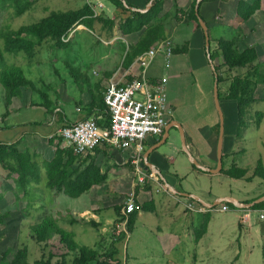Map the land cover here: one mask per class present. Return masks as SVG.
Returning a JSON list of instances; mask_svg holds the SVG:
<instances>
[{"label":"crops","instance_id":"obj_1","mask_svg":"<svg viewBox=\"0 0 264 264\" xmlns=\"http://www.w3.org/2000/svg\"><path fill=\"white\" fill-rule=\"evenodd\" d=\"M193 1L194 0H176L174 2L173 0H165L163 2V10L160 16L164 13H169V17L167 19V36L171 38L174 46L182 47V49L179 52L172 53L170 66L166 68L169 74L163 72L162 68H165L163 65V56L158 55L148 68V76L149 78H155L156 80H159L163 76L167 77L165 88L170 108V116H168L167 123L172 120L178 122L182 127L186 146L192 156L201 165L210 169H216V145L218 138L217 132H219V114L213 99L214 76L206 56L205 38L202 28L200 30L194 27V25L187 18V13ZM96 2L103 3V0H92V3L95 4ZM126 2L127 4L129 3L130 6L136 8H144L147 4L145 0H126ZM200 2L198 11L200 17L207 25L209 50H214L216 48L217 40L219 38H225L219 33L218 28L230 26V19L235 16V6L237 0H201ZM107 9L108 14H106L107 12L105 11L106 13H104V15L109 18H114L117 13L115 7L111 5V7ZM260 10H262V6L258 11ZM175 14L179 16V18H175ZM253 18L255 21V14ZM79 26L84 27L83 25ZM255 26H257L256 21ZM115 32L117 33L116 30ZM139 35L140 33L130 34L125 37L117 35V37L115 36L114 38L115 40L113 39L112 41L107 42V44H112L116 41V39H119L123 42L122 50L126 51L129 44L134 43L138 39ZM211 42L213 43V49L211 47ZM136 69L137 65L134 64L131 67V70L136 73ZM194 71L200 78L199 82L194 79L195 76H190V74ZM125 72L126 67L122 65V60L119 67L115 71L111 73L105 72L102 78H99V82L94 84V87L88 88V94L80 96L78 101L75 102L74 111L79 114H76L73 119H69L66 114L63 113L62 109L59 107V103H57V107L53 112H46L44 107L41 105V103L44 102L42 95L32 101L28 98L29 95L31 96V92L29 91L25 92V97L23 96L13 99L12 103L9 105V114L5 118H2L1 116L5 111V106L3 103V91L0 86V92L2 91V97H0V143L15 144L16 148L20 152L29 151L32 155V159L39 166L40 174L42 172L40 171L42 163L44 164V162L49 161L54 155V146L50 144L49 139L56 135L57 129L60 126H63L61 124L65 123L58 121V112L62 111V116L65 120L69 121V123L86 118V107L91 99V91L97 94V90L99 91L98 88H100L103 94L111 80L124 82L125 79H130V75L125 76ZM193 84H196L195 87H199V93L197 95H193L190 103V105L195 109L192 110L191 115H188L187 111H184L182 119H179L178 109H181L184 104L180 102L182 96L179 87L182 86L183 97H187L189 87ZM219 101L223 113L224 125L222 160L224 162V159H226L224 165L225 168H227L230 162L233 135L230 134V131H227L225 127L227 123H230L233 106L230 105V99H221ZM77 108H80V110L77 111ZM99 113H101V110L95 108L90 116H94ZM172 127L169 129V135L168 138H166V142L153 149L147 156L148 162L154 167V169L148 168V170L153 172L158 177V182L148 180L142 184L136 183L133 166L130 161L127 160L128 152L122 149L110 148L108 153L112 156L104 165H102V171L107 174L106 180L99 185L92 186V188L87 191L88 194H93L99 189H102L105 196H102L103 194L101 196L104 198L103 200L106 201L105 204L107 205L109 203L107 200L109 199H107L106 195L113 194L111 198L115 199L114 202H116L118 197L123 194L127 197L130 193H134V199L137 204V208L134 211V226L130 232H127L124 242L128 238L129 234L133 232L134 228L139 225L147 228L148 231L151 233L153 232V234H157L158 236L161 234L164 236L167 244V252L174 251L177 244L184 242V239H188V241L191 240L195 244L194 250H197V252L201 254L202 251L206 249L205 243L208 241L212 243L214 236H220L223 232H227L226 243H230L232 239H240V229L241 232L242 230H246L248 233L249 231H254L255 228L253 227V222H251V214L255 213L258 225H260L264 222V219L259 220V212L264 209H249V216L245 220H242V215L247 211L245 208L237 206L232 207L228 205L227 210H219L222 203L228 201H222L215 206H211V204L220 201L222 198L231 197L239 203H245V200L251 198H236L230 194V191L227 194L218 195L208 191L205 194H200L183 188L182 178H185V176L190 174H197V177L204 178L219 177L220 175L226 174L220 170L215 172L203 171L196 168L189 161L187 154L182 151V147L174 141H170L172 146V148H170L167 141ZM163 135L164 132L161 136H148L144 141L143 154L149 148L160 142ZM166 148L171 149V151H167ZM92 154H94V152ZM108 167H110L109 170L106 169ZM7 174V171L0 165V214L12 209L15 203L14 198L10 197L13 193L7 183L9 181L12 182V180L16 181V176L14 174L10 176ZM38 181L31 182L30 186H33V183L38 184ZM159 183L164 184L168 188L169 192L162 190ZM172 189L177 191V193H175ZM21 193L25 197L26 192L23 190ZM11 201H13V203L9 205ZM150 201L152 204L151 210H143L140 208L139 204ZM190 202H192L193 206L201 207L204 210H189L186 208V204ZM122 205L123 202L121 207ZM83 211L86 212L88 210L85 209ZM215 212L223 213V218L219 219V217H215L213 215ZM228 213H230L234 219L230 218V214L227 217ZM119 220L120 216H118L114 211V217H107L105 219V225L109 226L112 230L114 224ZM141 220H145V223H140ZM204 223H206L205 232L198 235V231L202 228ZM230 226H232V229L234 228L231 231L233 235L231 240L229 238ZM3 227H6V225ZM112 234H114V232ZM218 241L219 240L217 238L216 244ZM217 248L219 251L218 245ZM192 258L194 262L191 261L190 258V263L196 264L197 259H201V255L196 256L195 254ZM125 264H127L126 261Z\"/></svg>","mask_w":264,"mask_h":264},{"label":"rangeland","instance_id":"obj_2","mask_svg":"<svg viewBox=\"0 0 264 264\" xmlns=\"http://www.w3.org/2000/svg\"><path fill=\"white\" fill-rule=\"evenodd\" d=\"M83 2H86V0H35L29 9L16 16L10 1L4 0L2 3L0 0V28L8 26L10 29H16L21 25L39 21L50 10L77 9L82 6ZM103 4L102 10L104 11H101L100 14L106 13L107 8L112 5L108 0H103ZM255 21L257 22L255 30L247 32V27L242 28L241 23L234 16L230 19L229 27L218 28L219 33L225 39H231L234 36H238L240 39L243 38V42L239 43L240 48L254 44H259L264 48V0H262V10L255 13ZM99 26L100 24L95 25V31L77 26L75 28L77 30L74 29L75 31L69 37L71 40L70 46L65 49H53L50 47L49 42H44L38 47L37 54L31 60L24 58L22 54L15 56L4 53L6 63L20 66L26 77L37 88V91H29L31 92V96H28L29 99L34 101L36 98L41 97L40 92H44L48 94L54 104L59 103V107L69 119H73L76 114H79L74 111V105L78 98L88 94V88L94 87V84L99 82V78L101 79L105 72L115 71L125 53L122 50L123 42L119 39H116L112 44H107L115 36L117 37L115 29L112 37H108L106 30H102ZM240 29H243L242 32ZM241 33H244L245 36L242 37L243 34ZM1 44L2 41H0ZM211 47L213 49L212 42ZM219 62H221L220 59ZM70 67L81 72L82 75H76L74 72L72 74ZM262 68L264 69V66ZM162 70L164 73L169 74L166 68H162ZM245 70V68H242L229 72L221 67L222 75L227 78V81L220 84L222 91H225L232 76ZM190 76H195L194 79L197 82L200 81L195 71ZM195 85L189 87L187 97H183L182 86L179 87L182 96L180 102L184 103L183 107L178 109L179 119H182L184 111L191 115L192 110L195 109L190 105L193 95L199 93V87H195ZM257 91L260 95L263 93L261 88H258ZM24 95L25 92L23 91L20 97ZM0 97H2V91ZM230 105L233 106V113L230 117V123H227L225 127L233 135L228 165L234 162L238 167L247 169L246 175L251 176L258 161L264 166V100L251 104L248 109L250 124L241 132L239 137L234 136L236 130L235 101L230 100ZM256 112L262 113L258 125L256 124ZM170 141H174L181 146V133L178 127H172L170 130L167 143L172 148ZM167 151H171V149L168 148ZM109 168L106 169L109 170ZM40 171L42 172L39 174L38 184L33 183V186H27L25 197L21 193L23 188L18 187L16 181L12 180V182L7 183L13 193L10 197L15 200L13 206L21 209V211H27V213L19 219L15 218L6 227L0 226V260L1 253L7 247L15 251L18 247L27 246L30 264L39 259L42 253L46 255L48 250L55 254L64 252L63 247L57 240H51L50 245L43 248V244L37 243L31 236L30 226L43 217L50 215L58 220L61 227L75 234L74 238L78 244L90 246L100 252L109 248L114 239V234H112L114 226L111 230L109 226L105 225V219L114 217V204H122L126 195L123 194L118 197L116 202H114L115 199L111 198L113 194L106 195L109 199L107 205L102 197L105 196L102 189L93 194L85 192L76 198L62 193L56 194L46 184L47 178L43 163L40 166ZM182 186L187 190L200 194H205L208 191L218 195L227 194L230 191V194L236 198H254L264 194V179L258 176L253 177L250 181H245L226 175L204 178L197 177V174H190L182 178ZM12 203L13 201L9 205ZM85 209L88 211L84 212ZM229 214H227V217ZM70 215L86 220H94L97 226L92 225L90 222L69 224ZM213 215L219 217V219L224 216L223 213L219 212H215ZM230 218L234 219L231 214ZM251 222H253L254 231L248 233L246 230L241 232L240 229V239L235 238L233 240L231 231L234 228L232 229V226H230L229 238L232 239L230 243H226L227 232H223L220 236H214L212 243L206 242V249L201 254L194 250L195 244L191 240L188 241V239H184V242L177 244L174 251L167 252L164 236L153 234L147 228L137 225L125 242L124 240L119 242V258L121 264H125V261L127 264H191L190 260L194 262L192 257L196 254V256L201 255V259H197L196 264H264V222L258 225L255 213L251 214ZM140 223H145V220H141ZM217 238L219 241L216 244ZM72 257L73 254H69L68 263ZM0 264H2V261H0Z\"/></svg>","mask_w":264,"mask_h":264},{"label":"trees","instance_id":"obj_3","mask_svg":"<svg viewBox=\"0 0 264 264\" xmlns=\"http://www.w3.org/2000/svg\"><path fill=\"white\" fill-rule=\"evenodd\" d=\"M1 1L3 3L4 0ZM9 1L13 6L14 14L18 16L29 9L35 0ZM108 1L117 11L114 18H109L104 14L94 16L92 8L84 2L77 9L65 11L50 10L39 21L21 25L16 29H10L8 26L0 28V41H2L0 45V86L3 91V103L5 106L2 118H5L9 114V105L12 103V100L19 98L23 91H37L33 82L26 77L20 66L6 63L4 53H10L15 56L22 54L24 58L31 60L37 54L38 47L44 42H49L50 47L53 49H65L71 43L70 38L65 39L77 26L83 25L85 28L95 31V25L100 24L99 27L102 30H106L108 37H112L114 29L120 37L140 33L138 39L134 43L129 44L123 56L122 65L127 68L139 54L155 46L159 40L167 36L169 13H164L160 16L165 0H145L146 3L151 1V7L146 12L132 11L125 7L121 0ZM173 1L175 2L176 0ZM194 5L195 0L190 6L187 18L194 27L201 30ZM261 6V0H237L235 19L241 23L242 28L247 27V32L255 30L256 26L253 16L261 9ZM175 18H179V16L175 14ZM241 34H243L242 37L245 36L244 33ZM241 42H243V38L240 39L238 36H234L231 39L219 38L216 42V48L210 51V57L218 77L219 100L230 99L235 101V137H239L241 132L250 124L248 109L251 104L264 100V69L262 68L264 66V48L259 44L240 48L239 43ZM181 49L182 47L174 46L172 43V51L174 53L179 52ZM219 59L221 60L220 63ZM221 67H224L229 72L242 68L246 70L232 76L227 88L225 91H222L220 84L227 81V78L222 75L220 71ZM70 68L72 74L74 72L76 75H82L76 69ZM150 81L155 83L157 80L150 78ZM258 88L262 89L263 93L261 95L257 91ZM98 89L97 94L93 91L90 93L91 99L86 107L85 117H89L95 108L100 109L102 119L98 123L101 127H106L109 125L110 117L103 101L102 91L100 88ZM40 94L44 99L41 105L45 111L48 113L53 112L57 107L56 104L48 97V94L44 92H40ZM256 115V124L258 125L262 113L256 112ZM58 116V121L65 122L61 125L69 124V121L65 120L62 116V111L58 112ZM56 139L57 141H55ZM49 142L54 146V155L49 161L44 162L43 165L47 178L46 184L55 193H62L76 198L89 191L92 186L99 185L106 180L107 174L102 171V165L112 156L108 153L110 148L107 144L96 146L94 154L84 156L75 153L70 147H62V138L60 136L54 135L49 139ZM0 165L7 171V175L14 174L16 176L18 187L23 188L24 192H26L27 186L31 182L38 181V164L32 159L29 151L20 152L15 144L0 143ZM220 171L232 178L244 179L246 181H250L255 176L264 179V166L260 161L257 162L251 176L246 175L247 169L238 167L234 162H231L225 168L223 160ZM259 196L247 199L244 202L248 203ZM225 203L234 207L229 202ZM139 206L143 210H151L152 208L151 201L141 203ZM113 208L115 213L123 218L121 203L114 204ZM249 209H264V201L254 204ZM26 213L27 211H21V209L13 206L9 211L0 214V226H5L15 218L19 219ZM134 220L135 212H132L129 214L126 222L128 232L133 229ZM68 222L69 224L90 222L92 225L97 226L94 220H86L74 217L73 215L69 216ZM205 228L206 223L202 225V228L198 231V235L204 233ZM30 230L33 239L37 243L43 244V248L48 247L51 240H57L64 249V252L60 254H55L48 250L46 255L42 253L41 257L35 260L33 264H121L118 244L124 240V232L119 234L114 233L115 237L110 247L100 252L98 249L90 246L78 244L74 238L75 234L61 227L58 224V220L51 215L45 216L40 221L32 224ZM69 254H73V257L68 263L67 258ZM0 261H2V264H30L27 246L18 247L15 251L7 247L1 253Z\"/></svg>","mask_w":264,"mask_h":264},{"label":"built area","instance_id":"obj_4","mask_svg":"<svg viewBox=\"0 0 264 264\" xmlns=\"http://www.w3.org/2000/svg\"><path fill=\"white\" fill-rule=\"evenodd\" d=\"M92 8L94 16L101 13L103 3H92L86 0ZM74 31V30H73ZM72 31V32H73ZM72 32L65 39L67 40ZM172 41L166 36L157 44L139 54L126 68L125 76L130 79L124 82L111 80L103 92V101L110 117L109 125L101 127L98 123L102 113L79 119L75 122L60 126L56 135L62 138L61 146L70 147L75 153L88 155L94 152L96 146L107 144L112 149H122L128 152L127 160L133 166L136 183L148 180L159 181L158 177L142 165L144 141L148 136H161L170 116L167 100L166 82L163 76L155 83L150 81L148 68L158 55L163 56L164 67L170 66L172 56ZM136 64V73L131 67ZM80 108H77L79 111ZM160 188L166 192L168 188L159 183ZM137 208L134 193H130L123 201L120 221L114 224V233L121 232L127 235L126 222L130 213ZM191 211H203L201 207L193 206L192 202L186 204ZM228 204L223 203L219 210H227ZM249 216V209L242 215V220ZM259 219H264V210L259 212ZM115 237V236H114Z\"/></svg>","mask_w":264,"mask_h":264},{"label":"water","instance_id":"obj_5","mask_svg":"<svg viewBox=\"0 0 264 264\" xmlns=\"http://www.w3.org/2000/svg\"><path fill=\"white\" fill-rule=\"evenodd\" d=\"M200 1L201 0H196L195 1L194 10H195L196 15L198 16V21H199L200 27L202 28V31L204 33L206 56H207L208 62L210 64V67H211V70H212L213 76H214V81H213V99H214L215 107H216V109L218 111V114H219V132H218L217 145H216V151H217V167H216V169L207 168V167L201 165L192 156V154L190 153V151L188 150V148L186 146L185 138H184V133H183V130H182L181 125L178 122L172 120L171 122H169V123L166 124V126L164 128V135H163L162 139L160 140V142H158L157 144H155L154 146H152L151 148H149L143 154L142 165H143V167L145 169H148V168L154 169L153 165L148 162L147 156H148V154L150 152H152L153 149L159 147L164 142H166V138H168V135H169V129L172 126L179 128L180 133H181V147H182V151L187 154L188 159L191 162V164H193L196 168H198L200 170H203V171H215V172H217V171H219L222 168V141H223V133H224L223 113H222V110H221V107H220V101H219V97H218V77H217V72H216L215 66H214V64L212 62V59L210 57L208 29H207L206 23L200 17L199 11H198V6H199ZM121 2L123 3V5L125 7H127L128 9H130L132 11L146 12L151 7V1L149 3H147L144 8H136V7L130 6L129 4H127L126 0H121ZM156 172H157V170H156ZM172 190L175 193H177V191H175L174 189H172ZM185 195H188V194H185ZM196 199H198V198H196ZM222 201H228L233 206H237V207L249 209L254 204H257V203H260V202L264 201V194L261 195V196H259V197H257L256 199L248 202V203H239V202H237L235 199H233L231 197L222 198L220 201L211 204V206H215V205H217L218 203H220Z\"/></svg>","mask_w":264,"mask_h":264}]
</instances>
